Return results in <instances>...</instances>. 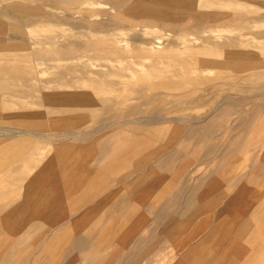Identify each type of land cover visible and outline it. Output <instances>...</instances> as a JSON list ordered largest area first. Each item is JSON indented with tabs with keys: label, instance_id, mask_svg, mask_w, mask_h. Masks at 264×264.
<instances>
[{
	"label": "rangeland",
	"instance_id": "rangeland-1",
	"mask_svg": "<svg viewBox=\"0 0 264 264\" xmlns=\"http://www.w3.org/2000/svg\"><path fill=\"white\" fill-rule=\"evenodd\" d=\"M0 19V135L76 142L90 171L76 218L46 223L63 244L14 264H264V0H0Z\"/></svg>",
	"mask_w": 264,
	"mask_h": 264
},
{
	"label": "crops",
	"instance_id": "crops-1",
	"mask_svg": "<svg viewBox=\"0 0 264 264\" xmlns=\"http://www.w3.org/2000/svg\"><path fill=\"white\" fill-rule=\"evenodd\" d=\"M1 21L5 20L0 19ZM6 24L9 26L7 22H4L3 26H6ZM11 63L14 65L13 62ZM3 65L8 66L11 64L1 62L0 68ZM13 84V76L0 77V116L4 121L12 120L14 124L17 112L15 111ZM19 122L23 123L21 126L28 125L32 127L30 120ZM18 126L16 125L14 129L21 128ZM29 127L22 128L32 131ZM0 136L10 138L8 140L0 139V262L14 264L15 256H13V252L15 253L16 245L21 243L24 245L36 244L44 234L47 236L51 230L56 232L53 231L48 240L41 244H63L64 239L69 236L67 234L69 228L66 226H60L57 229L46 228V223L61 221L69 216L76 218L77 214L71 210L73 206L78 205L81 201L78 194L72 191L74 189L72 185L75 182L74 180H82L87 182V188H89L90 171L82 170V172L76 174L79 171V160L75 153L78 148L76 142L50 147L47 141H43L44 139H34L33 137L36 136L33 134L16 132L14 135L4 133ZM18 136L21 137L15 138ZM73 153L75 154L73 155ZM238 178H240L238 173L231 174L230 181L233 182ZM64 185L65 188H63ZM238 185L240 186V184H237L236 189H238ZM62 192L67 193V196H78V199L67 201L66 198L63 199L64 193ZM9 194H13L11 200L6 197ZM248 195L255 196L256 194ZM261 195H264V193ZM85 198H88V196L86 195ZM71 205H73L72 208L68 209L67 206ZM36 223H39L38 227L42 228L41 232L37 234L34 240L29 241L26 239L24 241L25 235L30 231L29 228ZM253 224H247V229H253ZM76 227L77 225L72 223L71 229ZM251 233L253 231L247 233V239H249ZM71 242L73 243V241ZM71 242L69 241V243ZM231 243L238 245L236 241ZM7 252L12 255L7 256ZM238 254L231 253L232 256H238ZM228 257V254H222L220 260L222 262L227 261ZM8 258L12 259L9 261Z\"/></svg>",
	"mask_w": 264,
	"mask_h": 264
},
{
	"label": "bare ground",
	"instance_id": "bare-ground-1",
	"mask_svg": "<svg viewBox=\"0 0 264 264\" xmlns=\"http://www.w3.org/2000/svg\"><path fill=\"white\" fill-rule=\"evenodd\" d=\"M204 60H205V59H204ZM62 72H63V71H62ZM136 75H138V76H144L145 73H143V72H142V73H135V72H132V74H130V76H131L132 78H133L134 76H136ZM55 81H56V80H55ZM224 97H225V96H224ZM226 97H227V96H226ZM223 99H224V98H223ZM223 99H222L220 102H218V103H221L222 101H224ZM228 99H229V98H228ZM230 99H231V98H230ZM225 100H226V99H225ZM218 103H217V104H218ZM214 110H215V109H213V111H214ZM168 117H169V116H168ZM152 118H153V117H152ZM152 118H151V119H152ZM198 118H199V117H198ZM198 118H197V119H198ZM202 118H203V116H202ZM134 119H136V118H134ZM147 119H148V118H147ZM166 119H167V118H166ZM170 119H172L171 116L169 117V120H170ZM175 119H176V118H175ZM144 120H145V118H144ZM155 120H157V119H155ZM158 120H159V118H158ZM163 120H164V119H163ZM129 121H130V120H129ZM146 121H147V120H146ZM148 121H149V120H148ZM148 121H147V122H148ZM150 121H151V120H150ZM160 121H161V120H160ZM167 121H168V120H167ZM196 121H197V120H196ZM122 122H123V121H122ZM125 122H127V121H125ZM125 122H124V123H125ZM155 122H156V121H155ZM109 123H110V122H109ZM116 123H118V122H116ZM124 123H123V124H124ZM108 125H109V124H107L106 126L108 127ZM101 126H102V125H101ZM114 126H115V125H114ZM110 127H111V126H110ZM100 128H102V127H100ZM100 128H98V129H100ZM96 129H97V128H96ZM98 129H97V130H98ZM20 130H22V129H20ZM24 130H25V129H24ZM25 131H26V130H25ZM15 132H17V131H15ZM15 132H14V133H15ZM18 132H20V131H18ZM27 132H28V131H27ZM21 133H22V132H21ZM25 133H26V132H24V134H25ZM43 134H44V133H43ZM39 135H42V133L39 134ZM43 136H45V135H43ZM68 137H69V136H68ZM30 182H31V181H30ZM31 199H32V198H31ZM29 202H30V201H29ZM226 235H227V234H226Z\"/></svg>",
	"mask_w": 264,
	"mask_h": 264
}]
</instances>
